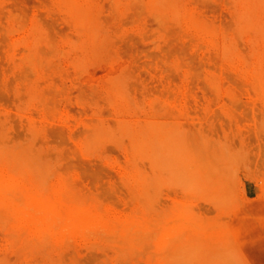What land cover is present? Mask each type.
Instances as JSON below:
<instances>
[{
  "label": "rangeland",
  "instance_id": "rangeland-1",
  "mask_svg": "<svg viewBox=\"0 0 264 264\" xmlns=\"http://www.w3.org/2000/svg\"><path fill=\"white\" fill-rule=\"evenodd\" d=\"M0 264H264V0H0Z\"/></svg>",
  "mask_w": 264,
  "mask_h": 264
},
{
  "label": "bare ground",
  "instance_id": "bare-ground-1",
  "mask_svg": "<svg viewBox=\"0 0 264 264\" xmlns=\"http://www.w3.org/2000/svg\"><path fill=\"white\" fill-rule=\"evenodd\" d=\"M156 20V19H155ZM164 22V21H163ZM56 51V50H55ZM58 51V50H57ZM26 59V58H25ZM32 62V61H31ZM90 132V131H89Z\"/></svg>",
  "mask_w": 264,
  "mask_h": 264
}]
</instances>
